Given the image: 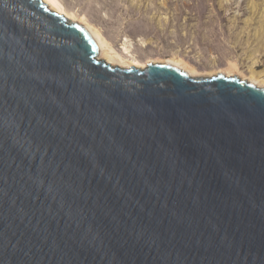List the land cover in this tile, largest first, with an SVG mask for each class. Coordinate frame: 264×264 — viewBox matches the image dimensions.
I'll return each mask as SVG.
<instances>
[{
  "label": "water",
  "instance_id": "95a60500",
  "mask_svg": "<svg viewBox=\"0 0 264 264\" xmlns=\"http://www.w3.org/2000/svg\"><path fill=\"white\" fill-rule=\"evenodd\" d=\"M99 54L0 0V264H264V88Z\"/></svg>",
  "mask_w": 264,
  "mask_h": 264
},
{
  "label": "rangeland",
  "instance_id": "374dc122",
  "mask_svg": "<svg viewBox=\"0 0 264 264\" xmlns=\"http://www.w3.org/2000/svg\"><path fill=\"white\" fill-rule=\"evenodd\" d=\"M58 1L146 68L177 59L198 77L227 71L264 83V0Z\"/></svg>",
  "mask_w": 264,
  "mask_h": 264
},
{
  "label": "bare ground",
  "instance_id": "6f19581e",
  "mask_svg": "<svg viewBox=\"0 0 264 264\" xmlns=\"http://www.w3.org/2000/svg\"><path fill=\"white\" fill-rule=\"evenodd\" d=\"M42 1L47 5L48 9L51 12H55V13L61 14L64 17L69 18V19L73 20L74 22L85 26L89 30L90 34L93 36L94 40L96 41V43H97V45L99 47V52H100L99 58L101 60H104L107 64H110L113 67L116 66V67H119V68H122V69H131L132 67L133 68H138V69H145L146 68V65H142V64H140V63H138L136 61H131L130 59H128L124 55L118 53L109 44V42L106 41L102 37V35L100 34V32L96 28L92 27L90 24L86 23L85 21L78 19L75 15L69 14L66 11V9L60 4V2L58 0H42ZM123 54H128V48L126 47V45H125ZM162 64L172 65V66H174V67H176V68L188 73L191 77L204 76V75L199 74L198 72H196L194 69L188 68V66H186L182 61L177 60V59L166 60V61L162 62ZM232 72H234V71H232ZM219 73H222V74H224L227 77L228 76H230V77L233 76L231 74V72H227V71L226 72L221 71ZM218 75H220V74H218ZM247 80H248V82L255 84L259 88H262V87L264 88V83L256 81L253 77L251 79H247Z\"/></svg>",
  "mask_w": 264,
  "mask_h": 264
}]
</instances>
